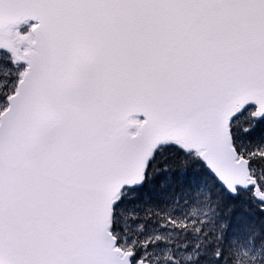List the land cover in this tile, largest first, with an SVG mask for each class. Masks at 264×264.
I'll use <instances>...</instances> for the list:
<instances>
[{"label": "snow or ice", "instance_id": "6c2138e0", "mask_svg": "<svg viewBox=\"0 0 264 264\" xmlns=\"http://www.w3.org/2000/svg\"><path fill=\"white\" fill-rule=\"evenodd\" d=\"M0 264H264V0H0Z\"/></svg>", "mask_w": 264, "mask_h": 264}]
</instances>
